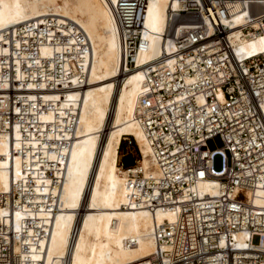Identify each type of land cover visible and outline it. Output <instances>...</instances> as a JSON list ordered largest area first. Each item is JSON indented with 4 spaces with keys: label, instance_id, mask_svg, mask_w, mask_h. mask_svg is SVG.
Instances as JSON below:
<instances>
[{
    "label": "built area",
    "instance_id": "obj_1",
    "mask_svg": "<svg viewBox=\"0 0 264 264\" xmlns=\"http://www.w3.org/2000/svg\"><path fill=\"white\" fill-rule=\"evenodd\" d=\"M201 1L169 10L161 45L171 39L172 49L146 62H139V55L151 47L148 1L112 4L121 62L126 70L142 68L145 73L134 119L144 132L151 160L144 165L135 136L124 134L126 145H137L139 151L127 162L124 156L133 150H120L119 164L128 204L156 215L154 252L126 264H264V48L253 53L237 49L240 38H264V3L247 4L246 21L237 33L228 4ZM20 27L16 34L22 45L16 44L15 32H6L9 39L2 43L11 50H0V136L14 139V150L26 159L42 140L52 149L71 146L78 112L63 108L60 99L46 100L43 91L86 86L93 45L86 30L69 18L59 21L48 15L43 22ZM43 41L54 47L50 57L38 56ZM20 70L33 75L18 76ZM30 81L37 87L29 88ZM49 110L54 119L45 122L41 114ZM48 129L61 136L44 137L42 131ZM33 134L39 143L31 140ZM217 135L223 145L212 149L207 140ZM17 140H22L18 148ZM218 155L220 169L214 166ZM50 166L44 172L52 177L50 184H40L32 172L37 169L34 160L30 166L24 161V175H13L10 188L0 190V203L8 210L0 215V264H43L32 252L40 250L48 230L33 213L22 217L17 228L15 211L38 212L41 195L48 205L54 201L53 192L48 196L40 189L60 184L62 177ZM206 181L213 190L203 186ZM158 211L173 217L158 221ZM125 241L138 243L135 237Z\"/></svg>",
    "mask_w": 264,
    "mask_h": 264
},
{
    "label": "bare ground",
    "instance_id": "obj_2",
    "mask_svg": "<svg viewBox=\"0 0 264 264\" xmlns=\"http://www.w3.org/2000/svg\"><path fill=\"white\" fill-rule=\"evenodd\" d=\"M119 0H0V50L9 52L11 48L3 44L8 40L6 32L14 34L16 44L24 41L16 33L20 25L52 15L57 20L71 19L88 33L93 45L89 65L86 67L88 83L84 87L72 88L63 92L43 91L46 100L60 99L63 108L76 109L78 126L72 136L70 147L59 145L49 148L50 143L40 141L35 154L28 152L26 159L14 150V139L0 136V190H8L13 175H24L23 166L36 164L33 173L40 184H50L52 177L44 173L50 166L55 175L62 177L60 184L47 186L42 194L53 192L54 201L44 203L46 195H41L43 208L37 211H15V224L24 216L39 215V224L48 230L42 237L40 250L32 255L42 258L43 264H126L152 254L155 240L152 235L156 215L145 208H135L128 203V185L125 173L119 164L120 145L124 134H133L143 152V163L149 166V146L145 135L134 119L138 96L145 73L142 68L126 70L121 62L117 23L112 4ZM146 25L151 38V47L140 52L139 62L157 57L164 49L171 51L172 41L163 46L162 32H166L169 10L195 7L201 0H147ZM250 1L264 0H212L216 6L225 3L230 6L233 27L237 33L246 21L247 4ZM202 2V1H201ZM178 12V11H177ZM226 20V19H224ZM27 34L31 36V31ZM43 34V32H42ZM29 41V37L25 38ZM165 45V46H164ZM264 48V38H240L238 50L253 53ZM16 53V51H15ZM39 57H50L54 47L43 41ZM28 57V51H25ZM19 60V58H16ZM21 61V59L19 60ZM31 62V60H29ZM32 76L20 70L18 76ZM29 88L37 83L28 82ZM33 97L35 96L32 95ZM35 98V97H34ZM45 122L54 119L52 110L42 112ZM18 138L21 133L17 131ZM44 137L61 136L50 129L42 131ZM34 143H39L36 134ZM22 140H17L18 148ZM42 164V165H41ZM54 166V167H53ZM34 174V176H35ZM203 186L213 190L211 181ZM45 197V198H44ZM125 204V205H124ZM52 208H48L51 206ZM54 207L55 210H52ZM8 212L0 203V215ZM173 215L158 211L157 220ZM47 224H50L47 226ZM135 237L138 243L126 244V238ZM240 237H244L241 233ZM19 248L20 246L16 244Z\"/></svg>",
    "mask_w": 264,
    "mask_h": 264
},
{
    "label": "rangeland",
    "instance_id": "obj_3",
    "mask_svg": "<svg viewBox=\"0 0 264 264\" xmlns=\"http://www.w3.org/2000/svg\"><path fill=\"white\" fill-rule=\"evenodd\" d=\"M207 142H208V145L210 146V148H212V149L216 148V147H221L223 145V141H222L221 137L218 135L213 137V138L208 139ZM128 149H132L133 152L124 156V160L127 162H130L137 155L136 152H137V150L139 151V149H138L137 145L132 146V147H128L126 145V141L123 139L121 152L128 150ZM214 166L217 169H220L222 167V159L219 155L216 156L214 159Z\"/></svg>",
    "mask_w": 264,
    "mask_h": 264
},
{
    "label": "trees",
    "instance_id": "obj_4",
    "mask_svg": "<svg viewBox=\"0 0 264 264\" xmlns=\"http://www.w3.org/2000/svg\"><path fill=\"white\" fill-rule=\"evenodd\" d=\"M123 141V140H122ZM122 149V142H121V145H120V150Z\"/></svg>",
    "mask_w": 264,
    "mask_h": 264
}]
</instances>
